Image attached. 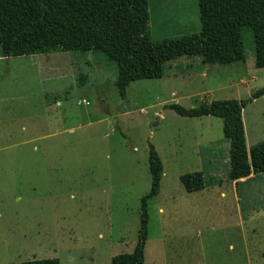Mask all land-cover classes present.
<instances>
[{"label":"rangeland","instance_id":"obj_1","mask_svg":"<svg viewBox=\"0 0 264 264\" xmlns=\"http://www.w3.org/2000/svg\"><path fill=\"white\" fill-rule=\"evenodd\" d=\"M148 13L154 41L200 32L198 0H149ZM246 33L243 62L180 57L162 78L123 91L99 52L43 57L50 71L26 57L0 61V264H111L130 254L150 191L149 145L163 175L147 202L144 264H264V173L235 186L222 120L166 108L244 100L263 87ZM242 121L247 148L264 141V96ZM208 148L213 156L198 155ZM192 172L219 183L186 193L179 177Z\"/></svg>","mask_w":264,"mask_h":264},{"label":"trees","instance_id":"obj_2","mask_svg":"<svg viewBox=\"0 0 264 264\" xmlns=\"http://www.w3.org/2000/svg\"><path fill=\"white\" fill-rule=\"evenodd\" d=\"M149 0H0V57L19 58L53 53L98 51L116 64V86L160 79L167 63L180 57L200 58L203 65L228 66L246 57L244 35H250L256 68H264V0H198L199 33L152 40ZM86 76L80 75L83 81ZM82 85V84H81ZM264 96V86L244 100H218L191 109L170 104L178 116L215 117L229 141L227 180L264 173V141L247 148L243 109ZM150 191L140 200V224L130 254L111 264H144L149 221L147 202L158 195L163 175L161 160L149 145ZM186 193L219 183L201 172L181 175ZM21 264H59L58 259Z\"/></svg>","mask_w":264,"mask_h":264},{"label":"crops","instance_id":"obj_3","mask_svg":"<svg viewBox=\"0 0 264 264\" xmlns=\"http://www.w3.org/2000/svg\"><path fill=\"white\" fill-rule=\"evenodd\" d=\"M92 52H95V53H97L98 51H92ZM100 53V52H99ZM60 54H58V53H53V54H50V55H34V56H28V57H26L27 59H33L32 61H30L29 62V64H37V62H40V64H39V66H41L42 67V69L43 68H45L46 69V71H50V70H52L51 69V67L52 66H48V62H49V60H48V58H46V60L43 58V57H48V56H52V57H57V56H59ZM40 57V58H39ZM19 58H23V57H19ZM4 59H9V58H2V57H0V61H3ZM63 62H64V64H63ZM63 62H59V63H57L56 65H54L53 67L54 68H56V70L57 69H60V70H57L58 72H59V74H58V76H64V74H66V72H67V69L66 70H64L66 67L68 68V65L66 64V61H63ZM44 63V64H43ZM202 63V62H201ZM28 66H30V65H28ZM202 67H203V64H202ZM214 67V66H213ZM188 68V67H187ZM63 70V71H62ZM53 72V71H52ZM213 73V72H212ZM212 102V101H211ZM56 104H60L59 102H57ZM210 146V145H209ZM202 154H203V156L204 157H211V156H213V154H212V151H211V149H205L203 152L202 151H199V153H198V155L199 156H202ZM201 158V157H200ZM208 159V158H207ZM200 162H202V160H200ZM202 173V172H201ZM203 174V173H202ZM257 176V175H256ZM251 177H254V176H250L249 178H247V179H242V180H240L239 182H238V184H237V187H238V185H240V184H242V183H245L246 181H248V179H250ZM213 180H215V179H213ZM218 184V183H217ZM217 184H215V185H212V187L213 186H216ZM235 185V184H234ZM206 189V188H205ZM203 191V190H202ZM221 197H223V193H221Z\"/></svg>","mask_w":264,"mask_h":264}]
</instances>
